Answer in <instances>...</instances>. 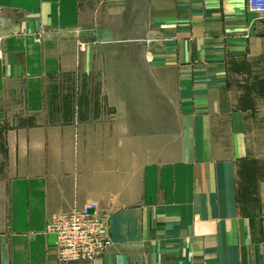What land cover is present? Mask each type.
Wrapping results in <instances>:
<instances>
[{
  "label": "crops",
  "instance_id": "obj_1",
  "mask_svg": "<svg viewBox=\"0 0 264 264\" xmlns=\"http://www.w3.org/2000/svg\"><path fill=\"white\" fill-rule=\"evenodd\" d=\"M261 61L246 0H0V264H264ZM89 202L112 244L61 263Z\"/></svg>",
  "mask_w": 264,
  "mask_h": 264
},
{
  "label": "built area",
  "instance_id": "obj_2",
  "mask_svg": "<svg viewBox=\"0 0 264 264\" xmlns=\"http://www.w3.org/2000/svg\"><path fill=\"white\" fill-rule=\"evenodd\" d=\"M246 4L249 11L264 16V0H246ZM107 219L106 214H98V206L93 202L52 216L45 231L56 237L59 261H91L103 256L112 244Z\"/></svg>",
  "mask_w": 264,
  "mask_h": 264
},
{
  "label": "rangeland",
  "instance_id": "obj_3",
  "mask_svg": "<svg viewBox=\"0 0 264 264\" xmlns=\"http://www.w3.org/2000/svg\"><path fill=\"white\" fill-rule=\"evenodd\" d=\"M258 81H264V61L253 64L252 66L240 67V71L230 74V87L233 94L238 99L237 104L243 106L249 100L254 99L260 101L264 96L257 93ZM264 83V82H263ZM5 127L0 123V128ZM255 141V136H254Z\"/></svg>",
  "mask_w": 264,
  "mask_h": 264
},
{
  "label": "trees",
  "instance_id": "obj_4",
  "mask_svg": "<svg viewBox=\"0 0 264 264\" xmlns=\"http://www.w3.org/2000/svg\"><path fill=\"white\" fill-rule=\"evenodd\" d=\"M264 81H258L257 82V85L259 86L258 87V89H259V92H258V90H257V93H259L260 95H262V96H264V83H263ZM252 104H251V100H249L247 103H245V104H243V106H246V107H252L251 106ZM245 164H248V166L251 168L254 164H255V162L253 161V160H251V161H247V162H245ZM249 170V169H248Z\"/></svg>",
  "mask_w": 264,
  "mask_h": 264
}]
</instances>
